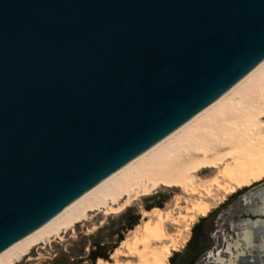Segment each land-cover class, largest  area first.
<instances>
[{
  "label": "water",
  "instance_id": "1",
  "mask_svg": "<svg viewBox=\"0 0 264 264\" xmlns=\"http://www.w3.org/2000/svg\"><path fill=\"white\" fill-rule=\"evenodd\" d=\"M263 64L264 0H0V252Z\"/></svg>",
  "mask_w": 264,
  "mask_h": 264
},
{
  "label": "bare ground",
  "instance_id": "2",
  "mask_svg": "<svg viewBox=\"0 0 264 264\" xmlns=\"http://www.w3.org/2000/svg\"><path fill=\"white\" fill-rule=\"evenodd\" d=\"M263 182L264 64L237 92L226 94L216 108L206 109L172 141L167 139L148 158L119 171L3 249L0 264L31 260L35 248L61 240L78 224L89 221L91 214H120L161 188L187 197L186 214L176 216L174 210L159 208L145 212L147 220L122 242L112 257L114 263H97L168 264L173 252L185 243L184 233L198 218L208 217L217 200ZM246 203L252 204L255 214H264V189ZM248 223L241 225L252 231L241 232L234 244L236 255L227 263L220 257L217 260L235 264L254 238L264 240V235H255L264 231V220Z\"/></svg>",
  "mask_w": 264,
  "mask_h": 264
},
{
  "label": "rangeland",
  "instance_id": "3",
  "mask_svg": "<svg viewBox=\"0 0 264 264\" xmlns=\"http://www.w3.org/2000/svg\"><path fill=\"white\" fill-rule=\"evenodd\" d=\"M264 182L252 188L239 191L235 195L226 196L224 200H217L208 215L205 223V238L203 250L195 264H223L218 257L227 263L230 257H234V244L239 240L241 232L252 231L249 227L237 228L242 219L250 217L246 212V199L263 191ZM183 199L177 202V199ZM186 196L176 191L161 188L156 194L145 200L134 202L127 210L120 214L104 216L103 214H91L90 220L77 225L74 231H69L61 240H54L48 245L35 248L30 255L31 260L24 258L18 264H98L105 261L114 263V253L120 248L123 241L132 237L134 232L145 222L144 213L154 208L162 210H174L176 216L181 212L186 214L188 206ZM152 208V209H151ZM150 209V210H148ZM179 212V213H178ZM198 218L191 230L184 233L185 243L173 252L174 264H189L193 254L187 248L192 237L193 227L200 222ZM188 223H183L186 225ZM263 227V226H261ZM183 229V228H182ZM255 235H264L255 233ZM264 240L254 238L252 246L240 253L235 264H264ZM230 247L231 252L228 251ZM260 251V252H259ZM234 254V255H233ZM104 255L107 259L97 258ZM219 255V256H218ZM96 256V259L94 257ZM169 258L168 264H172Z\"/></svg>",
  "mask_w": 264,
  "mask_h": 264
},
{
  "label": "trees",
  "instance_id": "4",
  "mask_svg": "<svg viewBox=\"0 0 264 264\" xmlns=\"http://www.w3.org/2000/svg\"><path fill=\"white\" fill-rule=\"evenodd\" d=\"M148 210H150V209H148ZM206 221H207V218L201 219L200 222L198 224H196L193 227V229H192V233L193 234H192V237H191V239H190V241L188 242V245H187V248L193 254L192 259H191L189 264H195L197 259L202 254L203 243H204V238H205V227L204 226H205ZM177 255H178V253H176L174 255V257H172L170 259L172 264H174L173 263L174 262V258ZM97 258L107 259L106 257H104V255H97ZM94 259H96V256L94 257Z\"/></svg>",
  "mask_w": 264,
  "mask_h": 264
}]
</instances>
